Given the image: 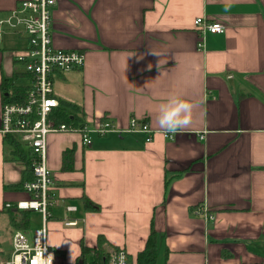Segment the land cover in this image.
Wrapping results in <instances>:
<instances>
[{"label":"crops","instance_id":"0c3cea01","mask_svg":"<svg viewBox=\"0 0 264 264\" xmlns=\"http://www.w3.org/2000/svg\"><path fill=\"white\" fill-rule=\"evenodd\" d=\"M21 1L0 0V18ZM55 1L52 43L80 51L84 64L53 73L60 100L53 116L114 123L89 145L77 133L48 135L57 202L47 241L58 262L76 264L82 244L123 247L137 261L153 233L156 264H264V0ZM198 17L227 29L206 33ZM27 46L25 35L5 27L0 123L6 91L27 89L16 59ZM171 95L192 111L190 125L168 137L157 113ZM62 103L77 106L69 121L59 119ZM132 117L155 130L151 141L129 130ZM10 150L0 132V215L6 202L27 196L19 184L31 177L22 180L25 165ZM68 204L77 209L68 212ZM202 204L214 219L196 213Z\"/></svg>","mask_w":264,"mask_h":264},{"label":"built area","instance_id":"2783aa9c","mask_svg":"<svg viewBox=\"0 0 264 264\" xmlns=\"http://www.w3.org/2000/svg\"><path fill=\"white\" fill-rule=\"evenodd\" d=\"M55 3V0H23L9 13L8 18H0V37L9 25L28 38L27 48L18 53L16 59L24 64L29 78V83L23 84L27 87L26 91H6L0 132L4 136H19L33 150L32 168L37 180L24 183L31 196L18 201L17 207L42 212L44 222L53 216L50 210L52 171L46 163L48 135L56 132L77 133L85 144H91L95 135L105 134L114 127L108 118L88 119L74 124L58 122L53 116L54 110L60 106L54 91L53 73L70 71L84 64V55L80 51L57 48L52 43L51 14ZM196 24L205 32L223 33L226 29L223 24L203 17L196 18ZM129 130L144 132L147 141L153 138L155 132L148 123L135 118L129 122ZM11 203L6 202L5 205L10 206ZM75 208L74 205L68 206L69 210ZM203 213L208 216L207 205ZM66 224L75 222L67 220ZM45 235V227L38 229L32 238L17 231L13 238V255L6 264H59L56 253L46 243ZM127 256L128 251L124 248L114 249L108 264H126Z\"/></svg>","mask_w":264,"mask_h":264},{"label":"rangeland","instance_id":"374dc122","mask_svg":"<svg viewBox=\"0 0 264 264\" xmlns=\"http://www.w3.org/2000/svg\"><path fill=\"white\" fill-rule=\"evenodd\" d=\"M17 81L18 82H22L23 84L29 83V79L27 77H25L24 75L20 76V78H18ZM10 84H12V82H10ZM17 88L20 89L19 87H17ZM62 88L64 90H66V91H69L70 89H72L70 85L61 84V83H58L56 85V89L57 90H62ZM20 142L23 144L24 147L30 149V154L31 155L30 156L27 155L25 158L27 160H29L28 168H29L31 177L26 179L23 182V185H22L23 189L27 193V196L25 198L17 200L15 203H11L10 206L5 205L6 208H4L2 215H0V264H6L7 261L11 260L12 255H13V251H14V249H13V246H14L13 238H14L15 234L17 233V231H21L23 233H26L28 237L32 238L34 236V234L37 232L38 229H42V228L45 227V230H46L45 239H46V243L48 244V241H47V232H48L47 223H48L49 219L54 218V216H55V213H54V210H53V206L56 204L57 198H56V196L54 195V192H53V184H54V180H55L53 172H52L53 179L51 177V183H52V180H53V183H52V185L50 187V194H51V196H50V204H52L50 206V210H52L53 216H50V218H48L46 220V222H44V215H43L42 212H40L38 210H34V208H31V209L27 210V209H19L17 207V202L18 201L27 199V198H29L31 196V194L25 189L24 183L26 181H29V180H33V181L37 180V176H35L33 168H32V163H33V159H34L33 150H32V148H31V146H30V144L28 142L23 141V140H21ZM8 148L11 149L12 148L11 145H9ZM47 148H48V142H47ZM47 157H48V150L46 152V163H47V166H48ZM24 165L26 167V164H23V166ZM25 167H23L22 170H25ZM48 168H49V166H48ZM68 206H72V205L71 204L66 205V210L68 212L69 211H75L77 209V206H76L75 209L69 210ZM9 209H11V210H9ZM12 210L15 212L14 219L17 218V220L14 221V224L11 221V215L12 214L14 215V212ZM25 211H29L30 217H29V221L27 223L22 224L23 215H22V217H18V216L20 215V213H23ZM201 216H203V218L206 219L207 221H210V220L214 219V217H210L211 216L210 214H208V216H207L206 214L203 213V214H201ZM41 220H42V223H43L42 226H41ZM65 223H66V221H65ZM39 225L41 227H38V228L34 229L35 227H37ZM154 244H155L154 245L155 248H157L156 242H154ZM48 246H49V244H48ZM82 246L86 247V249L89 252V256L90 257L93 256V255H95L96 257H95L94 261L91 262L89 260V258H85L84 256L80 255L82 258H79L77 260L76 264H108L109 263V258H110L112 250L109 251L108 249H103V253L100 256H98L96 254V252L99 251V249L95 248L93 250L92 247H87V246H85L83 244H82ZM99 246H101V243L98 244V247ZM54 252H55V250H54ZM88 252H85V254H88ZM82 254H84V252H82ZM156 262H157V260H156ZM58 263L61 264L60 262H58ZM126 264H137V261H135L134 258H132V257H130L128 255ZM204 264H206V262Z\"/></svg>","mask_w":264,"mask_h":264},{"label":"trees","instance_id":"16d2710c","mask_svg":"<svg viewBox=\"0 0 264 264\" xmlns=\"http://www.w3.org/2000/svg\"><path fill=\"white\" fill-rule=\"evenodd\" d=\"M16 90H18V88H16ZM75 107H77L75 104H69V103L63 104L62 103L61 109L59 111V119L61 121H69L71 117L69 116V112H75L74 110ZM76 116L78 117L79 120H82L79 117V114H74V117ZM4 141L6 145V150H8L9 145H11L12 147L10 150L12 153L11 155H13L17 160L26 164V168L25 170H23V177H22V180H24L26 177L25 174L29 171V168H28L29 160H27L25 157L27 155L29 156L31 155L30 149L24 147L23 144L19 141V139L15 135H12V134L5 135ZM19 185H23L22 182H20ZM86 203H87V200H86ZM29 215H30L29 211L23 212L22 224H25L29 221ZM14 216H15V212H14V215L13 214L11 215V221L13 224H14V221L17 220V218L14 219ZM101 240H102V236L100 235L99 243H101ZM83 252L84 254H82V256L84 255L85 258H89L91 262L94 261L93 256L95 255L90 257L89 254H85V252H87L86 247H83ZM102 253H103V249H100L99 251L96 252L98 256H100ZM156 260H157V249L154 246V238H153V233H152L148 239L146 247L138 254L137 264H156Z\"/></svg>","mask_w":264,"mask_h":264},{"label":"clouds","instance_id":"9594fccd","mask_svg":"<svg viewBox=\"0 0 264 264\" xmlns=\"http://www.w3.org/2000/svg\"><path fill=\"white\" fill-rule=\"evenodd\" d=\"M153 54L159 53L153 51ZM192 104L179 96L167 97L159 106L157 123L164 132H176L188 127L191 123Z\"/></svg>","mask_w":264,"mask_h":264},{"label":"bare ground","instance_id":"6f19581e","mask_svg":"<svg viewBox=\"0 0 264 264\" xmlns=\"http://www.w3.org/2000/svg\"><path fill=\"white\" fill-rule=\"evenodd\" d=\"M195 23H196V21H195ZM197 25V24H196ZM198 26V25H197ZM225 26V25H224ZM199 27V26H198ZM200 28V27H199ZM225 28L227 29V26H225ZM226 29H225V31H226ZM202 30V29H201ZM206 33H211V32H208V31H206ZM224 33V32H223ZM203 41H200V43H199V45L200 46H203ZM23 67H24V64H23ZM25 69V68H24ZM2 108H3V106H2ZM132 118H135V117H132ZM131 118V119H132ZM131 119H130V121H131ZM135 119H137V118H135ZM137 120H140V119H137ZM142 121V120H141ZM114 128V127H113ZM110 132V131H109ZM108 133V132H107ZM107 133H105V134H107ZM172 134H173V132H167L166 133V136H168V137H172ZM97 135H104V134H97ZM20 141L22 140L19 136H16ZM152 140V139H151ZM150 140V141H151ZM93 142V141H92ZM87 145H89V144H87ZM206 206V204H202V205H199L197 208H196V213H199L200 215L203 213V208ZM207 213L208 214H210V215H212V213L210 212V210H209V208H208V206H207ZM71 221H74L75 222V224H68V225H76V224H78V221L77 220H72L71 219ZM117 248H121V247H117ZM117 248H115V249H117ZM123 248V247H122ZM125 249V248H124ZM114 250V249H113ZM126 250V249H125Z\"/></svg>","mask_w":264,"mask_h":264}]
</instances>
